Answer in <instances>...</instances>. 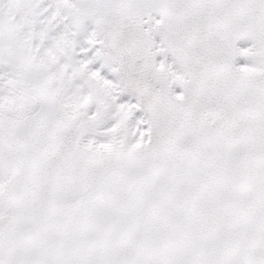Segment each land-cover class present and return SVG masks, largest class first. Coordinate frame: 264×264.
<instances>
[{"label": "snow or ice", "instance_id": "1", "mask_svg": "<svg viewBox=\"0 0 264 264\" xmlns=\"http://www.w3.org/2000/svg\"><path fill=\"white\" fill-rule=\"evenodd\" d=\"M0 264H264V0H0Z\"/></svg>", "mask_w": 264, "mask_h": 264}]
</instances>
